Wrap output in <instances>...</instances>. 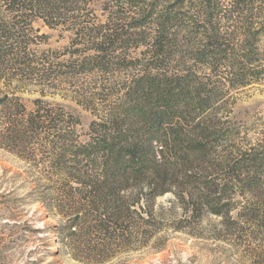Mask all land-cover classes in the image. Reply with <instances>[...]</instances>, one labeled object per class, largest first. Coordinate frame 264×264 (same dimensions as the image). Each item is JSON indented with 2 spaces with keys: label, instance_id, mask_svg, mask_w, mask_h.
I'll return each instance as SVG.
<instances>
[{
  "label": "trees",
  "instance_id": "trees-1",
  "mask_svg": "<svg viewBox=\"0 0 264 264\" xmlns=\"http://www.w3.org/2000/svg\"><path fill=\"white\" fill-rule=\"evenodd\" d=\"M2 2L0 80L10 86L34 79L47 89L68 82L78 102L101 117L81 144L73 115L42 100L29 112L19 97L0 92V146L33 163L47 182L56 181L43 186L40 201L61 216L56 236L72 258L102 263L149 246L168 226L192 227L204 214L220 217L216 239L230 241L245 230L251 242L263 232L264 215L254 209L231 215L230 195L235 187L244 195L264 175L247 158L230 164L219 153L225 132L213 114L221 85L263 79L264 0ZM95 8L103 16L97 23ZM34 18L71 34L65 61L44 51L33 63ZM201 68L212 89L197 79ZM214 75L221 80L213 82ZM101 102L107 108L96 107ZM168 193L182 213L171 224L165 216L174 210L157 204Z\"/></svg>",
  "mask_w": 264,
  "mask_h": 264
},
{
  "label": "rangeland",
  "instance_id": "rangeland-1",
  "mask_svg": "<svg viewBox=\"0 0 264 264\" xmlns=\"http://www.w3.org/2000/svg\"><path fill=\"white\" fill-rule=\"evenodd\" d=\"M0 3H3L2 0ZM223 4H228V0H224ZM96 15H99L94 18L97 23L103 19L100 9L96 10ZM30 28L38 42L29 45L34 55L33 63L44 51L48 56L49 52H56L52 54L56 56V62L67 59L64 50L71 36L68 31L60 30V26H47L41 18L32 19ZM260 41L264 51V33ZM142 50L132 49L129 59L137 57ZM207 74L201 68L196 76L207 89H212ZM221 78L214 75L212 81H220ZM82 79L88 80L85 76ZM24 80H14L10 86L0 80V92L7 91L19 97L29 112L36 107L35 100L62 108L77 120L73 127L76 142L84 144L88 141L90 125L93 121H100L101 117L78 102L80 98L70 83H63L58 89H47V86L35 83L34 79L32 82ZM220 87V95L215 100L218 110L213 114L218 117L216 127L223 128L225 132V137L218 142L219 153L227 157L230 164L247 158V164L253 168L256 163L254 169L258 165L259 173L264 175V76L259 83L244 87ZM110 100L115 102L116 97ZM96 107L107 108L102 102ZM4 127L1 123L0 131ZM15 152L6 145L0 146V264H96L72 258L69 247L60 237L57 238L56 231H60L63 220L58 211L46 209L40 201L44 196L43 186L52 187L56 181L47 182L40 176V169L34 168L33 163L20 158ZM37 156L43 158L40 154ZM253 170L250 175L255 174ZM263 181L261 177L257 184L245 190L244 195L238 187L233 188L230 195L232 202L236 203L231 213L233 217L249 209L264 215ZM157 204L174 210L168 211L165 216L168 224L181 218V209L171 193L159 196ZM219 222V216L204 214L192 227L176 230L168 226L151 239L149 246L120 251L97 264H264V229L254 234L251 242L244 236L245 230H238L227 241L213 237V230L220 228Z\"/></svg>",
  "mask_w": 264,
  "mask_h": 264
}]
</instances>
